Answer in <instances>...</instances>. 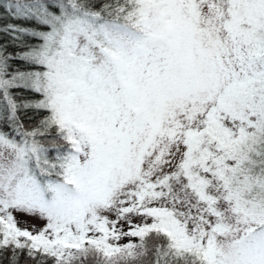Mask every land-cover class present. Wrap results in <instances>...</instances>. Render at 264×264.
Masks as SVG:
<instances>
[{"label":"snow or ice","instance_id":"obj_1","mask_svg":"<svg viewBox=\"0 0 264 264\" xmlns=\"http://www.w3.org/2000/svg\"><path fill=\"white\" fill-rule=\"evenodd\" d=\"M0 20V264H264V0Z\"/></svg>","mask_w":264,"mask_h":264},{"label":"trees","instance_id":"obj_2","mask_svg":"<svg viewBox=\"0 0 264 264\" xmlns=\"http://www.w3.org/2000/svg\"><path fill=\"white\" fill-rule=\"evenodd\" d=\"M8 22L16 23V21L0 20V25H2V24H4V23H8ZM27 26H29V27H36V25H34V24H32V25H27ZM5 42H7V43L9 44L8 51H9V52H13V51L16 50L15 47H14V45H15L16 43H20L21 41H12L8 35H5V34H3V33H0V44H3V43H5ZM23 42H26V43H33L34 41H33L31 38H29V37H24V38H23Z\"/></svg>","mask_w":264,"mask_h":264},{"label":"rangeland","instance_id":"obj_3","mask_svg":"<svg viewBox=\"0 0 264 264\" xmlns=\"http://www.w3.org/2000/svg\"><path fill=\"white\" fill-rule=\"evenodd\" d=\"M17 218L21 221V227H32L33 225L36 227H41L43 225L42 220L32 217L18 216Z\"/></svg>","mask_w":264,"mask_h":264}]
</instances>
